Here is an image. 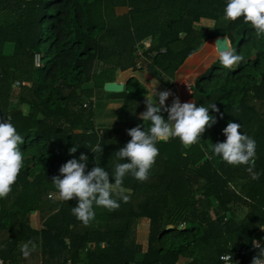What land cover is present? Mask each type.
I'll return each instance as SVG.
<instances>
[{"label": "trees", "instance_id": "1", "mask_svg": "<svg viewBox=\"0 0 264 264\" xmlns=\"http://www.w3.org/2000/svg\"><path fill=\"white\" fill-rule=\"evenodd\" d=\"M227 0H0V122L23 138V165L12 191L0 199L3 264H222L231 253L246 262L264 246V36L243 17L224 19ZM202 25L208 30H195ZM225 36L243 62L223 69L215 59L189 86V97L217 122L185 150L179 138L158 142L149 179L131 174L122 187L130 201L108 211L93 205L84 226L72 214L76 199L61 201L52 178L69 159L88 156L85 174L98 165L114 183L116 152L127 130L150 122L138 114L145 88L133 77L119 93L102 90L115 71H145L172 87L175 71L206 41ZM11 44L8 54L2 52ZM34 55L38 57L37 65ZM191 55V56H190ZM124 71V72H123ZM120 100L122 122L96 127L93 105ZM25 107V110L23 108ZM167 119V113H160ZM223 114V118H221ZM229 122L256 141L252 180L246 166L212 155ZM97 144L102 152L92 153ZM74 146L77 151L69 155ZM187 151V156L182 155ZM191 181L198 187L193 189ZM115 198V197H114ZM237 210H242L237 214ZM36 213L39 227L29 224ZM138 219L147 221L145 248L135 241ZM37 248L27 259L21 246Z\"/></svg>", "mask_w": 264, "mask_h": 264}, {"label": "clouds", "instance_id": "2", "mask_svg": "<svg viewBox=\"0 0 264 264\" xmlns=\"http://www.w3.org/2000/svg\"><path fill=\"white\" fill-rule=\"evenodd\" d=\"M241 17L245 24L251 25L257 38L264 36V0H227L224 19L234 22ZM215 52L223 69L232 70L244 60L243 55L236 53L227 38L215 43ZM156 85L151 88L150 95L146 96V111L139 116L142 121L150 122V127L147 131L143 130L141 125L127 130L131 139L116 152V156L117 159H127L128 162L115 166L114 174H111L114 176V183L109 182V172L98 165L85 174L88 156L84 153H81L78 159H69L59 168V175L52 178V183L57 189L56 195L61 201L77 200L76 206L72 207V214L84 226L95 218L93 205L114 211L120 207L118 199L124 203L130 201V195H126L122 187L123 178L131 174L140 182L149 179V170L159 155L156 146L158 142L179 138L183 148L187 150L200 141L206 128L217 122L216 118L208 113L209 108L213 112H219L215 104L206 108L191 101L181 103L177 97L173 98L171 106L168 107L165 106V101L172 93L167 90L157 92ZM156 97L158 102L154 99ZM162 110L167 113V119L160 114ZM240 128L239 123L229 122L222 130L225 141L212 144V155L219 156L230 166H246L251 179L259 180L260 173L255 171L256 141L242 134ZM23 142V138L10 123V118L0 122V199L9 195L20 173L23 156L19 145ZM76 151L77 147L72 146L69 155ZM91 152H102L101 145L97 144ZM182 155L187 156V151ZM253 246L260 248V252L253 258L252 264H264V246L255 241ZM36 248L37 245L31 240L24 243L20 249L23 258L30 257ZM220 259L228 264L232 261V255H222Z\"/></svg>", "mask_w": 264, "mask_h": 264}, {"label": "rangeland", "instance_id": "3", "mask_svg": "<svg viewBox=\"0 0 264 264\" xmlns=\"http://www.w3.org/2000/svg\"><path fill=\"white\" fill-rule=\"evenodd\" d=\"M195 30H208L204 28L202 25H194ZM214 45V43H213ZM11 51V44H6L2 52L4 54H8ZM210 46L208 42H204L200 49L196 52L197 54H193L192 59L183 62L182 65L175 71L172 79V87L169 89H165L159 82L153 80L145 71H131L130 69L125 70L126 73H122L120 71H115L113 75V81L117 79L121 83H125L126 80L130 77L135 78L146 90V94L144 96V100L146 96L150 95L151 88L156 84V91H170L172 93L171 96L165 101V106L170 107L173 98H179L181 103L192 102L189 97V86L193 83L196 77L202 74L208 66L217 59L216 56L209 57ZM124 72V71H123ZM158 102V97L154 98ZM146 106L142 108L139 112L138 116L145 111ZM94 108V123L96 127H114L119 125L122 122L123 115V107L122 102L120 100L114 101H101L97 102L93 105ZM25 110V107L23 108ZM191 187L196 189L198 187L197 183H193L191 181ZM238 215L241 214L242 210L236 211ZM31 217V216H30ZM34 220V223H37V216L31 217ZM140 220L136 221L135 225V241L141 246H144L147 227ZM185 261L183 259L179 260L177 264H183Z\"/></svg>", "mask_w": 264, "mask_h": 264}, {"label": "water", "instance_id": "4", "mask_svg": "<svg viewBox=\"0 0 264 264\" xmlns=\"http://www.w3.org/2000/svg\"><path fill=\"white\" fill-rule=\"evenodd\" d=\"M224 38H226L225 36H219V37H216L214 39H211L214 43V46H215V43L218 41V40H223ZM123 83L121 82H116V81H112V82H105L103 85H102V90L104 92H108V93H119L123 90Z\"/></svg>", "mask_w": 264, "mask_h": 264}, {"label": "built area", "instance_id": "5", "mask_svg": "<svg viewBox=\"0 0 264 264\" xmlns=\"http://www.w3.org/2000/svg\"><path fill=\"white\" fill-rule=\"evenodd\" d=\"M34 63L37 65V63H38V57L37 56H35L34 55ZM253 241H255V242H257L258 244H259V241H257V240H253ZM229 253H227V254H224V255H228ZM252 260L253 259H250V260H248V261H246V262H242L239 258H234L233 256H232V261H230V262H228V264H252ZM220 261H221V263L222 264H225V261H223V260H221L220 259ZM0 262H2V260H1V258H0ZM2 264H3V262H2ZM65 264H71L69 261H67ZM130 264H133V263H130Z\"/></svg>", "mask_w": 264, "mask_h": 264}, {"label": "crops", "instance_id": "6", "mask_svg": "<svg viewBox=\"0 0 264 264\" xmlns=\"http://www.w3.org/2000/svg\"><path fill=\"white\" fill-rule=\"evenodd\" d=\"M195 26H193V28H194ZM195 54V53H194ZM193 55V54H192ZM191 56V55H190ZM116 81V80H115ZM117 82H120V81H118V79H117ZM145 106V105H144ZM145 109V111H146V107L144 108ZM139 117V116H138ZM30 216L31 217H36V213H31L30 214ZM31 217H29V224H30V226L32 227V228H34V229H37L38 227H39V224H38V221H37V223H34V220H32L33 218H31ZM141 221L142 223H145L144 225H146V227H147V221L145 220V219H138V221ZM136 231V230H135ZM141 245V244H140ZM144 248H145V243H144V246L142 245V249L144 250Z\"/></svg>", "mask_w": 264, "mask_h": 264}]
</instances>
